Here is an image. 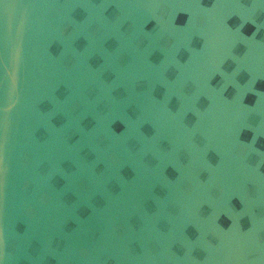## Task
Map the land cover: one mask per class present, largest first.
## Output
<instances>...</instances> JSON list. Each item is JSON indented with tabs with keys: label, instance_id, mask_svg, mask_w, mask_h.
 Returning <instances> with one entry per match:
<instances>
[{
	"label": "water",
	"instance_id": "1",
	"mask_svg": "<svg viewBox=\"0 0 264 264\" xmlns=\"http://www.w3.org/2000/svg\"><path fill=\"white\" fill-rule=\"evenodd\" d=\"M0 264H264V0H0Z\"/></svg>",
	"mask_w": 264,
	"mask_h": 264
}]
</instances>
